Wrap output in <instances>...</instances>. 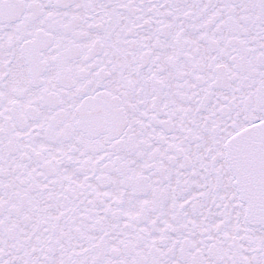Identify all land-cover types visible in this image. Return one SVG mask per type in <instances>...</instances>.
I'll return each mask as SVG.
<instances>
[{
	"label": "snow or ice",
	"instance_id": "1",
	"mask_svg": "<svg viewBox=\"0 0 264 264\" xmlns=\"http://www.w3.org/2000/svg\"><path fill=\"white\" fill-rule=\"evenodd\" d=\"M0 264H264V0H0Z\"/></svg>",
	"mask_w": 264,
	"mask_h": 264
}]
</instances>
